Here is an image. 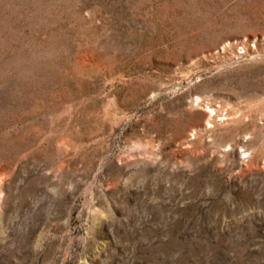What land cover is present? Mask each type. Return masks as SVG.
<instances>
[{
  "label": "rangeland",
  "instance_id": "obj_1",
  "mask_svg": "<svg viewBox=\"0 0 264 264\" xmlns=\"http://www.w3.org/2000/svg\"><path fill=\"white\" fill-rule=\"evenodd\" d=\"M0 264H264V0H0Z\"/></svg>",
  "mask_w": 264,
  "mask_h": 264
}]
</instances>
